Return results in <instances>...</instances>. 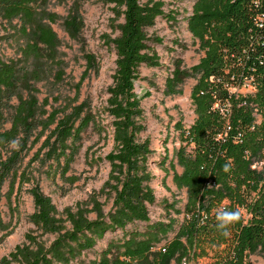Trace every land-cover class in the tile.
<instances>
[{"label":"trees","instance_id":"1","mask_svg":"<svg viewBox=\"0 0 264 264\" xmlns=\"http://www.w3.org/2000/svg\"><path fill=\"white\" fill-rule=\"evenodd\" d=\"M36 1L0 0V15L9 24L15 19L21 23L19 32L28 39L22 52L38 62L54 57L57 36L35 21L31 4ZM111 2L123 20L119 36L112 40L117 59L107 100L115 147L106 156L111 164L106 185L115 192V212L107 217L102 204L93 199L90 210H67L62 219L51 198L38 183L32 182L28 167L37 160H54L59 168L63 160L64 177L74 160L73 153H66L70 148L68 140L72 139L74 148L81 132L89 124L97 123L89 112L76 126L83 103L60 119V111L54 110L43 120L39 101L28 84L44 73L41 67L20 71L13 62L0 60V232L8 229L2 217L3 200L11 202L13 195L31 182L29 193L34 212L30 221L43 234H58L49 248L28 234L26 242L15 247L1 264H68L93 249L108 232L125 231L130 224L151 221L147 203H152L154 196L148 185L153 178L148 160L153 151L148 141L138 138L143 129L138 123L143 110L134 90L140 66L158 65L156 57L150 54L146 29L154 26L158 17H166L164 4L155 0L145 4L140 0ZM64 26L78 33L81 18L72 15L65 19ZM188 28L199 39L205 56L189 70L178 62L165 84L166 95H180L186 79L195 77L197 81L191 90L196 119L181 132L182 145L176 158L182 173L173 176L177 188L187 191L183 222L174 238L164 244L165 252H151L150 237L139 239L140 234L130 232L122 254L115 255L114 247L109 245L96 264H172L183 258L202 264L201 259L209 254L214 259L212 264H251L249 255L264 252V0H196ZM96 69L95 56L87 55L77 89ZM61 76L58 74V79ZM22 85L30 91L27 98L18 96ZM243 88L248 91L241 92ZM14 99L17 104H12ZM47 131L49 136L23 168L30 150ZM15 138L20 139L18 151L8 145ZM45 149V159H40ZM229 161L232 169L225 173L223 166ZM170 166L174 169L172 162ZM221 207L239 208L242 213L227 238L217 229L215 212ZM90 213L96 215L95 220L89 219ZM66 223L71 226L69 230ZM172 227L173 221L155 223L148 226L147 233L165 236ZM5 236L0 237V244Z\"/></svg>","mask_w":264,"mask_h":264},{"label":"rangeland","instance_id":"2","mask_svg":"<svg viewBox=\"0 0 264 264\" xmlns=\"http://www.w3.org/2000/svg\"><path fill=\"white\" fill-rule=\"evenodd\" d=\"M148 1L140 0L142 4ZM155 1L164 4L166 17H158L154 26L147 28L146 32L150 54L156 57L158 65L140 66L139 79L135 81L134 90L140 98L143 110L142 118L138 121L143 129L138 133V138L142 142L148 141L153 151L148 160V171L153 176L148 185L154 196V201L147 203L151 221L130 224L125 231L117 229L108 232L102 240L97 241L93 249L83 252L68 264H96L101 252L109 245L114 247L115 255L122 254L125 250L124 243L129 237L127 233L130 232L140 234L139 239L142 236L150 237L151 252H156L174 238L183 222L187 191L185 188H177L173 176L174 173H182L176 158V152L182 145L181 132L191 127L196 119L191 90L197 81L195 77L186 79L180 95H166L165 84L178 62L183 69L189 70L199 64L205 51L200 48L199 39L188 28V18L192 15L196 0ZM31 5L37 24L50 28L57 36L54 57L35 62L33 58L25 56L22 48L28 39L19 32L21 23L15 19L9 24L0 15V60L13 62L20 71L41 67L44 73L37 80L31 79L28 84L32 87L31 93L39 101V114L43 120L54 110L60 111L57 116L60 119L71 114L74 108L83 103V112L79 119L76 118V126L89 112L97 123V126L89 124L81 132L80 140L74 144V148L72 139L68 140L70 148L66 153H73L74 160L64 177L63 160L61 168L56 166L54 160H47L45 163L37 160L28 167L34 178L32 182L38 183L42 191L51 198L58 216L62 219L66 218L67 210H90L93 199L102 204V210L108 217L115 212V192L106 185L111 172V164L106 156L114 150L115 144L113 119L107 111V100L116 71L117 56L112 40L119 36V26L123 20L117 16L111 0H38ZM72 15L81 18L82 26L78 33H72L64 26L65 19ZM89 54L95 56L97 69L90 71L77 89L86 68V56ZM60 73L62 76L58 79ZM240 91L245 93L248 90L243 88ZM29 92L27 85H22L18 96L27 98ZM17 103V99L12 102ZM8 127L9 124L6 125ZM49 134L50 131H47L30 150L23 168L28 165ZM47 151L48 149L41 151L40 159H45ZM165 158L167 160L161 164ZM171 162L174 169L170 166ZM31 184H25L19 193L13 195L11 202H2V217L8 229L0 232V237L6 235L0 244V262L3 258H8L15 247L26 242L28 234L36 237L37 242L45 248H49L58 237V234H43L30 221L34 212L29 193ZM88 217L91 220L96 219L94 213H90ZM170 221H173V227L167 235L154 237L147 233L148 226ZM65 225L66 230H69L70 224ZM248 261L251 264H264V252L259 250L249 255ZM213 262L211 254L208 258L201 259L202 264Z\"/></svg>","mask_w":264,"mask_h":264},{"label":"clouds","instance_id":"3","mask_svg":"<svg viewBox=\"0 0 264 264\" xmlns=\"http://www.w3.org/2000/svg\"><path fill=\"white\" fill-rule=\"evenodd\" d=\"M8 145L11 149L18 151L20 149V139L15 138L8 141ZM232 165L229 161L223 166L225 173L231 172ZM217 229L223 237H229L231 235L230 228L241 220V210L239 208L235 210H228L227 208H218L215 212Z\"/></svg>","mask_w":264,"mask_h":264},{"label":"built area","instance_id":"4","mask_svg":"<svg viewBox=\"0 0 264 264\" xmlns=\"http://www.w3.org/2000/svg\"><path fill=\"white\" fill-rule=\"evenodd\" d=\"M164 247H165L164 245L161 246V247L159 248V250H161L162 252H165L166 250H165ZM178 264H192V263H191V261L189 262V260H187L186 258H183V259L180 261V263H178Z\"/></svg>","mask_w":264,"mask_h":264}]
</instances>
